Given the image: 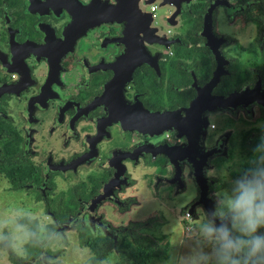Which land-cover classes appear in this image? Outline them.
<instances>
[{
    "label": "flooded vegetation",
    "instance_id": "af4514ba",
    "mask_svg": "<svg viewBox=\"0 0 264 264\" xmlns=\"http://www.w3.org/2000/svg\"><path fill=\"white\" fill-rule=\"evenodd\" d=\"M259 87L264 0H0V155L28 163L38 186L70 179L80 196L86 183L95 193L76 216L115 241L136 220L142 180L197 215L194 162L209 198L252 166L264 104L213 100ZM111 181L93 223L87 208Z\"/></svg>",
    "mask_w": 264,
    "mask_h": 264
},
{
    "label": "clouds",
    "instance_id": "9594fccd",
    "mask_svg": "<svg viewBox=\"0 0 264 264\" xmlns=\"http://www.w3.org/2000/svg\"><path fill=\"white\" fill-rule=\"evenodd\" d=\"M252 166L232 180L221 197L205 209L193 246L169 259L176 264H264V137L253 150ZM0 216V249L23 256L28 247L59 238L41 225ZM168 264V261H165Z\"/></svg>",
    "mask_w": 264,
    "mask_h": 264
},
{
    "label": "trees",
    "instance_id": "16d2710c",
    "mask_svg": "<svg viewBox=\"0 0 264 264\" xmlns=\"http://www.w3.org/2000/svg\"><path fill=\"white\" fill-rule=\"evenodd\" d=\"M260 142L253 144V149ZM10 164L8 155H0V173H4L12 183V189L24 190L29 193H34L37 201L43 204L44 212L52 218L49 221L43 222V219L30 214L24 215L23 222L31 225H41L45 232H55L59 235V240L63 247L54 248L52 245L57 241L48 244L45 243L37 247H28L23 256H17L11 251L8 252V259L12 264H65L62 260V255H65L70 245V239L66 231H61L60 226L69 223L71 229L76 230L78 235V243L81 248H89L90 255L87 259L89 264H102L107 261L109 256L116 252L119 255H125L133 260L131 250L139 246H149L155 256L167 255L168 245L165 241H158L154 237L143 231L148 226L152 225L158 219L157 216H151L145 220H133L129 222L123 234L118 235V240L115 241L104 233L97 234L96 229L86 220L77 217L76 212L83 208L84 202H87L94 193L86 192V183H83L78 188L80 196H74L72 189L61 190L54 196L53 192L57 188L56 185L50 184L47 186H38L36 170L28 163L19 162ZM224 186L221 185L220 188ZM124 237L128 239L130 246H124ZM61 257V258H60Z\"/></svg>",
    "mask_w": 264,
    "mask_h": 264
},
{
    "label": "rangeland",
    "instance_id": "374dc122",
    "mask_svg": "<svg viewBox=\"0 0 264 264\" xmlns=\"http://www.w3.org/2000/svg\"><path fill=\"white\" fill-rule=\"evenodd\" d=\"M160 15L163 12H159ZM70 179H59L57 182V188L53 194L58 193L61 190H67L70 186ZM228 189L231 183H228ZM225 189V190H226ZM225 190L221 191V194H225ZM141 205L135 210L132 215L133 219L145 220L151 216H158L155 223L148 226L146 229H142L151 234L154 239L158 241H165L168 245L167 255L155 256L152 252V248L149 246H139L134 250H131L132 257L136 256V260L125 255H119L113 252L107 261L102 264H176L175 259H169L177 253L186 252L193 246V240L198 233V227L203 219V214H197L196 218L191 220L185 215H180L176 211V203L171 197H155L154 193L146 186L144 180H142L140 188ZM33 193L26 192L24 190H14L0 174V216L15 218L17 213L23 215L30 214L38 216L43 219V222L49 221L52 217L44 212L43 204L41 201H37L32 195ZM196 214V213H195ZM110 222L116 224V226L126 225L129 217L122 216L117 217L109 215ZM190 227V229L188 228ZM68 238L70 239V245L67 248L68 252L62 255V260L65 264H89L87 259L90 255L89 248H81L78 243V235L76 230H65ZM97 234L100 233L99 228L96 229ZM124 246H130L128 239L124 237ZM55 249L63 247V244L59 239L52 245ZM61 258V257H60ZM0 264H12L8 259V252L0 249Z\"/></svg>",
    "mask_w": 264,
    "mask_h": 264
},
{
    "label": "water",
    "instance_id": "95a60500",
    "mask_svg": "<svg viewBox=\"0 0 264 264\" xmlns=\"http://www.w3.org/2000/svg\"><path fill=\"white\" fill-rule=\"evenodd\" d=\"M220 69L221 68L217 69L212 81L206 87L210 88L218 82L220 75L222 74ZM260 89L254 90V91L251 90L252 94L249 95L248 94L249 92L247 91V89L243 88L240 91L232 93L228 96L214 98L213 101H215V103H213V105H215L216 107L234 108L238 104H245L246 105L253 100H258L259 102L264 104V90H262V88H260ZM251 95H252V98H249ZM199 100L200 99H197L195 102H193L191 104L190 108L188 109L189 113L202 108V107H199ZM179 128H180V126H179ZM165 152L168 153L171 157H173V153L171 150H166ZM190 159H191V161L194 162V160L192 158H190ZM174 163L176 165H178L176 160H174ZM203 166H204V160L202 162L201 161L200 162H194V168L192 170V173L194 175V178H195V181L197 182V184L201 185L203 187L198 203L201 204V206L203 208V213H204V210L211 208L213 206L214 202L211 198H209L207 196V189H206L207 186H205L206 179L203 177ZM178 174H179V171H178ZM111 183H112V181L105 185V187L103 189V193L98 195L97 197H95L92 200V204L87 208L88 210H91V212H94V216L92 218H90V221L93 223H96L99 225L102 224V220H101L100 216L96 213L95 208H96L97 204L99 202H101L103 199H105L107 194H109V193H106V190L111 185ZM186 217L191 219V220L196 218V214H194V212H193V207H191L189 209L188 213L186 214ZM59 229L61 231L71 230V227H70L69 223H67L63 226H60Z\"/></svg>",
    "mask_w": 264,
    "mask_h": 264
},
{
    "label": "built area",
    "instance_id": "2783aa9c",
    "mask_svg": "<svg viewBox=\"0 0 264 264\" xmlns=\"http://www.w3.org/2000/svg\"><path fill=\"white\" fill-rule=\"evenodd\" d=\"M190 229V227H188Z\"/></svg>",
    "mask_w": 264,
    "mask_h": 264
},
{
    "label": "crops",
    "instance_id": "0c3cea01",
    "mask_svg": "<svg viewBox=\"0 0 264 264\" xmlns=\"http://www.w3.org/2000/svg\"><path fill=\"white\" fill-rule=\"evenodd\" d=\"M84 249V248H83Z\"/></svg>",
    "mask_w": 264,
    "mask_h": 264
}]
</instances>
